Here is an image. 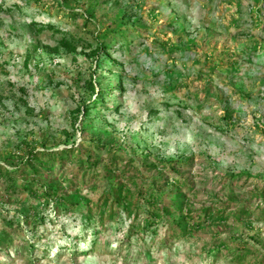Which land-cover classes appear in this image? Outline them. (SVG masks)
I'll return each instance as SVG.
<instances>
[{"label": "rangeland", "instance_id": "rangeland-1", "mask_svg": "<svg viewBox=\"0 0 264 264\" xmlns=\"http://www.w3.org/2000/svg\"><path fill=\"white\" fill-rule=\"evenodd\" d=\"M63 35L76 51L58 47ZM100 42L110 56L94 54ZM90 80L95 93L104 89L103 104L85 114L96 95L83 88ZM67 135L74 143L65 147ZM91 141L108 144L109 154L80 174L85 198L94 206L103 193L117 197L114 209L134 214L140 232L130 235V221L119 229L105 222L90 248L92 229L61 215L39 227L32 250L10 212L0 217V239L8 236L0 264H236L221 247L209 261L222 240L233 250L246 242L260 261L264 222L248 231L233 213L249 202L256 215L264 189V0H0V165L29 148L50 157ZM113 155L124 159L123 176L105 166ZM189 158L179 174L153 166ZM74 163L40 178L65 185L80 172ZM168 177L177 185L158 182ZM123 180L129 186L118 191ZM135 185L151 186L155 226L146 227L149 206ZM184 215L188 234L169 239Z\"/></svg>", "mask_w": 264, "mask_h": 264}, {"label": "trees", "instance_id": "trees-1", "mask_svg": "<svg viewBox=\"0 0 264 264\" xmlns=\"http://www.w3.org/2000/svg\"><path fill=\"white\" fill-rule=\"evenodd\" d=\"M66 2L67 0H62ZM75 15V14H73ZM127 17V14H122L121 19L123 20ZM31 26H36V24L31 21ZM43 28L54 29L52 25H42L39 30H43ZM112 34L116 33V30L110 31ZM125 37V35H123ZM99 47L95 48L94 54L107 56L109 53V49L111 46L107 43H98ZM58 47L64 49L67 52H74L77 50V43L74 40L66 36L60 37L58 40ZM110 56V54H109ZM98 58V57H97ZM112 64H117L115 59L110 58ZM119 87L121 88V81H117ZM83 88L91 95L96 94L93 100H89L88 103L84 104L85 114H88L89 111L93 108H96L97 103H102V95L101 92H104V89L97 90L95 93V86L91 82V80L83 86ZM22 90V89H21ZM74 141V136L67 135L66 139L63 141L62 146H67ZM74 143V142H73ZM108 144L98 142H88L84 143L81 147L76 148L75 152L70 150V148H66L65 150H55L51 153V156L48 157V153L44 151H34L32 148H29L26 154H21L20 152L14 153L13 156L16 159L11 160L13 158L10 155L9 158H2V162L6 163V166L0 165V217L3 215H8L10 212L14 215V220L17 223V227L19 229L26 231V236L24 235L23 240L27 241L29 238V242L26 249L32 248L34 249L33 241L35 240L36 234L39 231V227L45 226L46 222L52 223L54 220L58 219L61 215L65 216H78L80 219L79 225H84L86 227H90L93 231V239L90 240V248H92L97 241L96 232L101 227H104L105 222L114 224V229H119L118 225L119 220L122 219V225L129 222L128 230L130 235L133 232H140L137 226L138 223L131 222V218H135L130 216L131 212L127 213L125 211L116 212L114 206H119L120 202L117 197L109 198L108 195L102 194V197L99 198L98 203L94 206H90L89 199H86L84 196V179L82 175V171L86 170L89 172H94L93 168L100 164L103 159L101 158L102 154L105 152L109 154ZM79 149V150H78ZM76 153V155H75ZM124 159L120 158L117 155H113L110 157V161L106 163V167L109 171L115 176H123V173L127 172V169L119 172L118 163L122 162ZM74 161L75 166L80 167V172L78 174L73 175V180L68 178V182L65 185H59L58 180L55 181L51 178L41 179V175L51 171L54 167V164H59L60 167L64 163H70ZM154 167L157 168V172L161 173L162 171L168 170L180 173L181 169L183 170L188 164L191 163V159H186L183 162H170V161H159V159H155ZM24 170V171H22ZM162 174V173H161ZM27 176L28 180L18 181V176ZM48 176V175H47ZM235 177L234 175H229L228 178ZM80 178V182L77 181ZM158 179V182L170 184H176L177 180L169 179ZM171 180V181H170ZM184 183H179V186H183ZM125 186H129V182L123 180L122 184H120L117 189L118 191L123 190ZM137 191V197L141 199L142 202L146 203L149 208L146 210V214L148 215L146 227L151 225L155 226V222L159 220L158 207L154 206V201L146 197L145 192L151 188L150 185L144 186H134ZM92 190H95V186L92 187ZM153 193V191H150ZM180 194V192H179ZM258 194V193H257ZM255 197L258 202L255 207L257 208V214H252V210H250L251 204L248 202L245 207L242 202V207L238 211V213H233V221H236L243 224L245 230L255 229V232H258L257 225L260 221L264 222V189L259 191V194ZM180 198V197H178ZM182 201L187 202V198L182 197ZM263 202V204H261ZM177 203V202H176ZM178 204V203H177ZM261 204V205H260ZM125 205H123L124 207ZM244 206V207H243ZM173 207L175 204H171L170 208L163 207L164 213L166 215H172L174 213ZM179 212L182 211V205L176 206ZM260 213V214H259ZM253 215V216H252ZM255 216V217H254ZM186 219L184 216L177 217L176 220H173V232L169 236V239H172L176 236V232H179L180 235L188 234V225L184 222ZM211 222L213 218H210ZM221 217H219L218 222L221 221ZM253 232V231H252ZM259 234V233H258ZM130 235L128 237H130ZM127 237V238H128ZM8 239V236L2 235L0 239V247L5 249V240ZM253 239H257L253 237ZM168 240V239H167ZM4 242V243H3ZM224 252L225 256L232 262L236 264H264V257L258 260L257 252L254 250H250L247 248L246 242H239L236 244V250L230 248V245L224 244L223 240L220 241L219 245L216 241H213L210 251L214 253L213 257L209 259L212 261L216 258V256L220 253L221 249ZM33 252H31L32 256Z\"/></svg>", "mask_w": 264, "mask_h": 264}]
</instances>
